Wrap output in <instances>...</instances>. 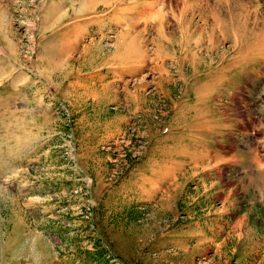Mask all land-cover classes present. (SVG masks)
<instances>
[{"label": "rangeland", "instance_id": "rangeland-1", "mask_svg": "<svg viewBox=\"0 0 264 264\" xmlns=\"http://www.w3.org/2000/svg\"><path fill=\"white\" fill-rule=\"evenodd\" d=\"M261 25L264 0H0V264H264Z\"/></svg>", "mask_w": 264, "mask_h": 264}, {"label": "bare ground", "instance_id": "bare-ground-1", "mask_svg": "<svg viewBox=\"0 0 264 264\" xmlns=\"http://www.w3.org/2000/svg\"><path fill=\"white\" fill-rule=\"evenodd\" d=\"M245 1V0H244ZM248 2V1H247ZM242 7V6H241ZM244 9V8H243ZM248 10V9H247ZM249 12H251V11H249ZM248 12V13H249ZM246 14V15H241V21H240V24H239V27L242 29V30H248V27H247V23H248V21H249V16H252L253 17V19L250 21V24H252V23H256L257 24V20H258V16H254V15H250V14ZM253 14V13H252ZM232 16V15H231ZM232 19V18H231ZM260 19V18H259ZM233 23V22H232ZM260 23V22H259ZM263 23V22H262ZM255 24V25H256ZM255 27V26H254ZM256 27H257V25H256ZM261 27H262V25H261ZM258 28V27H257ZM256 28V29H257ZM263 28V27H262ZM262 28H260L261 30H262ZM258 30H259V28H258ZM246 34H250V33H246ZM253 35L254 34H256L257 35V42H254V43H260L259 42V40L260 39H263V35H264V28H263V32H261V31H258V33H252ZM259 45V44H258Z\"/></svg>", "mask_w": 264, "mask_h": 264}]
</instances>
